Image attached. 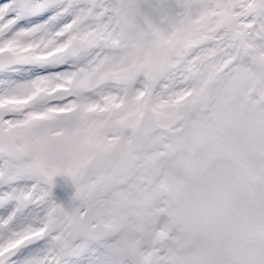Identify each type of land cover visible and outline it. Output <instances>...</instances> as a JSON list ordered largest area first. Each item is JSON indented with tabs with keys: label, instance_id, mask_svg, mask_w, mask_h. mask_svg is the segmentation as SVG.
I'll list each match as a JSON object with an SVG mask.
<instances>
[{
	"label": "snow or ice",
	"instance_id": "6c2138e0",
	"mask_svg": "<svg viewBox=\"0 0 264 264\" xmlns=\"http://www.w3.org/2000/svg\"><path fill=\"white\" fill-rule=\"evenodd\" d=\"M0 264H264V0H0Z\"/></svg>",
	"mask_w": 264,
	"mask_h": 264
}]
</instances>
